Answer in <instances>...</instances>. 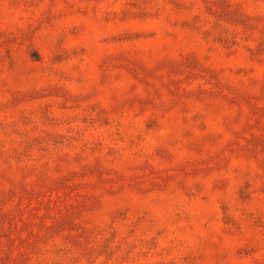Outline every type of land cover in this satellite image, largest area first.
I'll return each instance as SVG.
<instances>
[{
    "label": "rangeland",
    "instance_id": "374dc122",
    "mask_svg": "<svg viewBox=\"0 0 264 264\" xmlns=\"http://www.w3.org/2000/svg\"><path fill=\"white\" fill-rule=\"evenodd\" d=\"M0 264H264V0H0Z\"/></svg>",
    "mask_w": 264,
    "mask_h": 264
}]
</instances>
